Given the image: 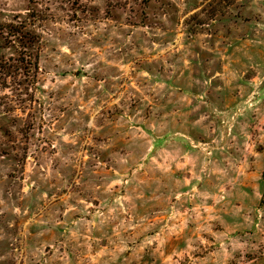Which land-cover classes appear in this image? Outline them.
I'll use <instances>...</instances> for the list:
<instances>
[{"label":"rangeland","instance_id":"374dc122","mask_svg":"<svg viewBox=\"0 0 264 264\" xmlns=\"http://www.w3.org/2000/svg\"><path fill=\"white\" fill-rule=\"evenodd\" d=\"M0 264H264V0H0Z\"/></svg>","mask_w":264,"mask_h":264}]
</instances>
